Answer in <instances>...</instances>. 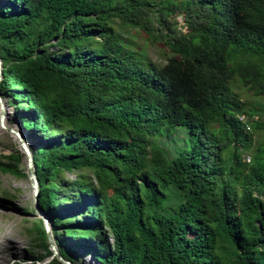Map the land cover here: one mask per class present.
Masks as SVG:
<instances>
[{
    "label": "trees",
    "instance_id": "1",
    "mask_svg": "<svg viewBox=\"0 0 264 264\" xmlns=\"http://www.w3.org/2000/svg\"><path fill=\"white\" fill-rule=\"evenodd\" d=\"M0 56L65 259L264 264V117L244 122L232 88L264 97V0H0ZM181 133L174 153L159 144ZM24 158L0 154V171L28 178ZM27 220L38 264L53 252Z\"/></svg>",
    "mask_w": 264,
    "mask_h": 264
},
{
    "label": "rangeland",
    "instance_id": "2",
    "mask_svg": "<svg viewBox=\"0 0 264 264\" xmlns=\"http://www.w3.org/2000/svg\"><path fill=\"white\" fill-rule=\"evenodd\" d=\"M183 32H187L186 28H182ZM140 45L146 44L144 39L137 40ZM146 55L158 64L164 65L167 62L166 53L163 51V45L144 46ZM232 88L236 91L243 100H247L252 105L253 116H245L243 121H257L264 117V97L257 98L253 96L247 88L238 80L232 84ZM7 101L9 97H6ZM9 104V103H8ZM11 114L8 119V125H16L20 127V123L16 121V116L13 108L10 106ZM249 127V124H247ZM261 133H255V141L261 138ZM28 136V133H27ZM28 138V137H27ZM30 142V140L28 139ZM159 144L165 146L174 153L177 148L182 146V133L174 137H162ZM19 149L17 141L6 130L0 127V154L9 155L16 149ZM247 162H250L251 154L248 153ZM26 157L24 158L23 168L27 169ZM91 175V174H89ZM70 179H75L74 174H68ZM176 195L174 191L171 193ZM0 195H8L14 200V204L22 209H28L31 216H25L17 211L7 210L0 206V264H33L32 256L38 257L43 254L41 248L33 244L32 237L28 235L26 227L30 226L27 219H34L37 216L34 208L33 189L29 178H17L11 174H5L0 171ZM176 201L171 200L167 203L168 210L174 209ZM34 210V211H33ZM236 206L231 207V211L235 212ZM28 221V220H27ZM210 257V255H209ZM49 259L38 264H45ZM75 260L77 264H101L99 260L92 254H84L79 251ZM26 262V263H25Z\"/></svg>",
    "mask_w": 264,
    "mask_h": 264
},
{
    "label": "water",
    "instance_id": "3",
    "mask_svg": "<svg viewBox=\"0 0 264 264\" xmlns=\"http://www.w3.org/2000/svg\"><path fill=\"white\" fill-rule=\"evenodd\" d=\"M4 62L2 57L0 56V85L3 80L4 74ZM7 99L3 97L0 91V127L6 130L13 138L17 141L19 150L23 153L26 157L27 162V174L28 178L31 182L32 189H33V198H34V208L39 216L44 221V227L47 232L48 241L50 243V249L53 252V256L45 263H49L51 260L57 258L62 264H76L72 261L65 259L58 249L57 243L54 238L53 234V226L48 214L43 210L40 205V193H41V185L38 178L37 170L35 167V157L30 145V142L27 138V131L23 129L22 124L20 127L16 125H8V119L10 117L11 112L7 111L6 101ZM8 102V101H7ZM9 105V104H7ZM10 109V107H8Z\"/></svg>",
    "mask_w": 264,
    "mask_h": 264
},
{
    "label": "bare ground",
    "instance_id": "4",
    "mask_svg": "<svg viewBox=\"0 0 264 264\" xmlns=\"http://www.w3.org/2000/svg\"><path fill=\"white\" fill-rule=\"evenodd\" d=\"M5 103H6L7 111H8V112H9V111L11 112V109L8 108L9 105H7V104H8L7 100L5 101Z\"/></svg>",
    "mask_w": 264,
    "mask_h": 264
},
{
    "label": "built area",
    "instance_id": "5",
    "mask_svg": "<svg viewBox=\"0 0 264 264\" xmlns=\"http://www.w3.org/2000/svg\"><path fill=\"white\" fill-rule=\"evenodd\" d=\"M250 160V159H249Z\"/></svg>",
    "mask_w": 264,
    "mask_h": 264
}]
</instances>
